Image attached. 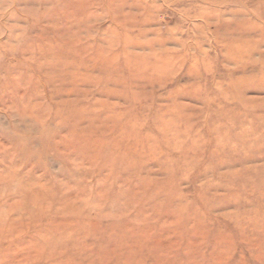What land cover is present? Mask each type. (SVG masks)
Instances as JSON below:
<instances>
[{"label": "rangeland", "instance_id": "rangeland-1", "mask_svg": "<svg viewBox=\"0 0 264 264\" xmlns=\"http://www.w3.org/2000/svg\"><path fill=\"white\" fill-rule=\"evenodd\" d=\"M0 264H264V0H0Z\"/></svg>", "mask_w": 264, "mask_h": 264}]
</instances>
